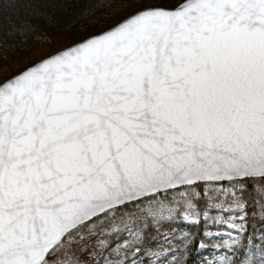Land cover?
Returning <instances> with one entry per match:
<instances>
[{
    "label": "snow or ice",
    "instance_id": "snow-or-ice-1",
    "mask_svg": "<svg viewBox=\"0 0 264 264\" xmlns=\"http://www.w3.org/2000/svg\"><path fill=\"white\" fill-rule=\"evenodd\" d=\"M41 22L79 38L0 80V264H264V0H0Z\"/></svg>",
    "mask_w": 264,
    "mask_h": 264
},
{
    "label": "trees",
    "instance_id": "trees-1",
    "mask_svg": "<svg viewBox=\"0 0 264 264\" xmlns=\"http://www.w3.org/2000/svg\"><path fill=\"white\" fill-rule=\"evenodd\" d=\"M119 17H117L118 19ZM66 20L67 17H64ZM109 23L112 21L109 20ZM39 28L46 33L51 43H48L44 38L28 40L23 45H13L10 42H0V68L7 65L11 60L27 57L32 52L36 51L40 46H46L50 53L54 52L58 48H62L72 42L73 38H79L74 35V30L70 33V30L65 24H59L55 29L48 27L46 24L41 22ZM121 240L123 237L120 238ZM203 256L206 259H212V255L208 251H202L197 254V258Z\"/></svg>",
    "mask_w": 264,
    "mask_h": 264
},
{
    "label": "rangeland",
    "instance_id": "rangeland-1",
    "mask_svg": "<svg viewBox=\"0 0 264 264\" xmlns=\"http://www.w3.org/2000/svg\"><path fill=\"white\" fill-rule=\"evenodd\" d=\"M48 53H50V51L46 46H40L36 51L29 54L27 57L11 60L7 65L0 68V80L21 71L26 66L38 61Z\"/></svg>",
    "mask_w": 264,
    "mask_h": 264
},
{
    "label": "water",
    "instance_id": "water-1",
    "mask_svg": "<svg viewBox=\"0 0 264 264\" xmlns=\"http://www.w3.org/2000/svg\"><path fill=\"white\" fill-rule=\"evenodd\" d=\"M14 75V74H13ZM12 76V75H11Z\"/></svg>",
    "mask_w": 264,
    "mask_h": 264
}]
</instances>
